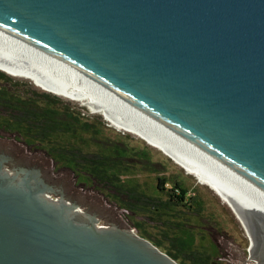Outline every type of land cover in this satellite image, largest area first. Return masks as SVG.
I'll return each instance as SVG.
<instances>
[{
  "label": "water",
  "instance_id": "1",
  "mask_svg": "<svg viewBox=\"0 0 264 264\" xmlns=\"http://www.w3.org/2000/svg\"><path fill=\"white\" fill-rule=\"evenodd\" d=\"M0 29L30 52L51 51L264 195V0H0ZM109 119L209 183L241 222L248 259L264 264V212L126 120ZM0 151L10 155L0 164V264H180L96 195L72 189L69 171L53 178L48 160L10 141Z\"/></svg>",
  "mask_w": 264,
  "mask_h": 264
},
{
  "label": "trees",
  "instance_id": "2",
  "mask_svg": "<svg viewBox=\"0 0 264 264\" xmlns=\"http://www.w3.org/2000/svg\"><path fill=\"white\" fill-rule=\"evenodd\" d=\"M14 78L0 70V135L43 153L58 171H69L77 187L100 192L110 205L167 222L165 226L176 230L169 245L147 232L142 236L178 263L212 264L206 253L191 250L181 239L180 232L187 223L177 218L179 214L201 215L205 211L206 202L200 193H190L180 181L160 171L150 157L149 146H136L121 135H107L104 120L88 116L85 109L39 89L29 80ZM135 172L162 174L157 177L160 195L151 196L131 183L129 176Z\"/></svg>",
  "mask_w": 264,
  "mask_h": 264
},
{
  "label": "rangeland",
  "instance_id": "3",
  "mask_svg": "<svg viewBox=\"0 0 264 264\" xmlns=\"http://www.w3.org/2000/svg\"><path fill=\"white\" fill-rule=\"evenodd\" d=\"M14 79V81L20 82L29 80L23 77H15ZM29 81L34 84L31 80ZM36 87L41 89L39 86ZM62 98L73 103L77 107L85 109L88 113V116L104 120L106 122V126L108 127L107 135L111 137H118L121 135L128 137V140H130V142L136 146H149L148 152L150 157L153 161L159 164L157 168L160 171H163L167 177L180 181L190 193H200L206 202L205 211L201 215L179 214L177 217L180 222L187 223L184 232H180V234L181 239L190 245L191 250H195L198 253H206L209 256V259L212 261V264H214V261L225 264L250 263V260L248 259V256L250 255L248 252L250 242L249 238L245 234L242 224L233 213L231 208L220 198L219 195H217L216 192H214L211 187L201 183L193 174L187 172L173 159H171L161 150L151 146L142 138L133 133L117 129L101 114L94 113L89 106L83 105L80 102L73 101L65 97ZM0 140L10 141L16 145H19L29 158L38 155L48 160L51 164L50 173L52 177L57 179L62 178V175L59 174L60 170L58 171L53 165V162L43 153L30 151L27 147L10 136L5 137L0 135ZM139 141L141 142L139 143ZM159 175L162 174L151 172H135L129 176V180L131 183L139 185L141 189L147 194L151 196H159L160 193L157 189V177ZM72 189H78L82 195H96L99 200L104 203L105 207L112 208L114 214L128 228L134 230L140 236H142V232H147L152 237L160 239L168 245L170 244L172 237H174V235L176 236V230L169 229L164 225L165 223L168 224L167 222H162V219H159L154 215L149 214L148 216H140L129 213L124 209L117 208L114 205H110L100 194V192L81 189L80 187L76 186L75 182L72 186Z\"/></svg>",
  "mask_w": 264,
  "mask_h": 264
},
{
  "label": "bare ground",
  "instance_id": "4",
  "mask_svg": "<svg viewBox=\"0 0 264 264\" xmlns=\"http://www.w3.org/2000/svg\"><path fill=\"white\" fill-rule=\"evenodd\" d=\"M0 69L12 76L27 78L45 91L89 106L94 113L101 114L117 129L133 133L109 119V114H116L186 159L247 204L253 205L264 212V195L229 176L179 144L135 111L96 86L51 51L30 52V46L27 42L0 29ZM137 136L173 159L156 144L139 135ZM175 162L179 164L177 161ZM179 165L216 192L198 174L188 170L181 164ZM217 195L219 194L217 193ZM220 198L222 199L221 196Z\"/></svg>",
  "mask_w": 264,
  "mask_h": 264
},
{
  "label": "flooded vegetation",
  "instance_id": "5",
  "mask_svg": "<svg viewBox=\"0 0 264 264\" xmlns=\"http://www.w3.org/2000/svg\"><path fill=\"white\" fill-rule=\"evenodd\" d=\"M3 156L4 157H9L10 155H5V153H3L2 151H0V164L6 162L4 159H3ZM37 164V163H36ZM35 164V165H36ZM37 166V165H36ZM228 264V263H227Z\"/></svg>",
  "mask_w": 264,
  "mask_h": 264
},
{
  "label": "built area",
  "instance_id": "6",
  "mask_svg": "<svg viewBox=\"0 0 264 264\" xmlns=\"http://www.w3.org/2000/svg\"><path fill=\"white\" fill-rule=\"evenodd\" d=\"M256 264L255 260H250V263H247V264Z\"/></svg>",
  "mask_w": 264,
  "mask_h": 264
}]
</instances>
